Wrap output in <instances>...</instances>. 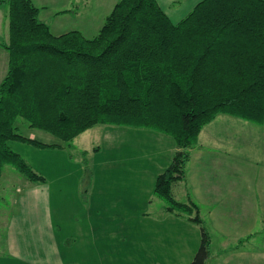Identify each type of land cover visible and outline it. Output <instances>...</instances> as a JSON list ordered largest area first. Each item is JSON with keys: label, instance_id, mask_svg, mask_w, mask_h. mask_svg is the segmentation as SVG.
<instances>
[{"label": "trees", "instance_id": "16d2710c", "mask_svg": "<svg viewBox=\"0 0 264 264\" xmlns=\"http://www.w3.org/2000/svg\"><path fill=\"white\" fill-rule=\"evenodd\" d=\"M1 3L8 67L0 81V175L10 165L29 181L45 180L10 147V140L46 145L19 133L17 118L67 145L97 124L166 133L177 149L153 193L166 210L199 224L187 264H206L210 235L198 207L177 200L172 187L185 179L189 148L218 113L264 119V0H200L177 22L157 0H117L89 38L77 29L53 34L31 0Z\"/></svg>", "mask_w": 264, "mask_h": 264}, {"label": "crops", "instance_id": "0c3cea01", "mask_svg": "<svg viewBox=\"0 0 264 264\" xmlns=\"http://www.w3.org/2000/svg\"><path fill=\"white\" fill-rule=\"evenodd\" d=\"M31 1L38 7V19L47 24L53 34L72 30V28L64 29V27L66 22L74 19L75 12L63 5L64 0ZM199 1L157 0L172 22L180 20ZM5 7V4H0L1 41L8 39L4 19ZM7 67L8 51L0 45V81L5 76ZM92 130L98 131L97 136L105 138L107 143L117 142L122 152L126 150L128 138H143L140 147L132 150L142 157L138 159L135 155L132 161H125L123 165H117L118 167L113 164L98 163L102 148L96 144L92 146L95 142L88 145H82L79 142L78 147H74L75 157L81 158L87 155V159L83 158L86 169L88 168V173L85 169L84 179H82L83 165L77 170L79 182L76 188L80 195H77L76 201L83 208L81 217L89 224L87 236L91 237V242H86V246L96 252V263L94 260L90 263L76 261L73 257L64 259L62 253L64 247L60 243V237L57 236L59 231L51 220V193L46 178L41 182L19 179L10 165H4L0 175V193L6 192L10 185L16 184L17 191H22L18 196L19 200H25L27 203L25 208L12 215L10 220L9 218L0 220V264H141L142 260H146L147 253L143 254V251L148 243L137 242L138 240L131 244L126 242L114 244L116 251L114 254L110 252L113 248L109 247L110 245L107 246L110 251L98 253L101 248H98L94 242L95 235H99L100 230L104 233L105 228L99 227L95 230L90 224V219L97 217L102 219L101 223L105 224V219L109 218L120 216L124 218L130 215L135 218L148 214L145 207L150 205L154 198L150 195L151 185H154L157 174L170 163L177 147L172 137L162 132L145 127L118 124L94 125L80 133L84 135V138L80 140H84L86 132ZM79 135L74 139L81 138ZM150 142L158 147L153 146L152 149H148L147 143ZM189 152L185 179L175 183L172 192L179 201L197 202L200 209L205 210V217L210 219L212 231L221 244L218 243L217 251L211 259H207L206 264H212L218 259L222 260L228 255H231L229 259H232L246 250H251L252 247L256 248L258 245L251 240L258 231L248 236L247 240L236 242L234 239L241 223L243 227L249 228L251 222L244 220L247 213L252 214L253 211V216L260 222L264 218V119L261 123L255 124L232 115L218 113L202 126L197 141L189 148ZM144 168L150 174V182L147 190L143 189L140 192L135 184H140L141 179L143 182V176L140 177V175ZM127 171L139 178L135 180L125 178L123 174ZM18 185H21V188ZM130 185H135L136 193L126 192L124 186ZM182 196L183 199H178ZM35 203L38 204L35 205ZM74 214L78 216L75 211ZM159 214L184 216L168 211L164 207V211L154 212L156 221L161 217ZM185 218L191 221L188 216ZM220 226L227 233L219 229ZM260 231L264 232V229ZM248 233L247 231L244 235ZM118 234L123 237V234ZM124 240H126L125 237ZM211 243L212 236L210 248ZM150 246L156 249L158 245ZM153 253L149 251L148 255ZM154 256L157 258L156 253ZM231 262L234 264L236 261ZM262 263L263 261H256L251 264Z\"/></svg>", "mask_w": 264, "mask_h": 264}, {"label": "rangeland", "instance_id": "374dc122", "mask_svg": "<svg viewBox=\"0 0 264 264\" xmlns=\"http://www.w3.org/2000/svg\"><path fill=\"white\" fill-rule=\"evenodd\" d=\"M116 1L117 0H64L63 5L69 10L75 12L73 15L74 19L66 22L64 29H66V27L77 29L88 38L94 36ZM1 40L2 36L0 35V42ZM16 125H18L17 131L22 135L34 138L46 144L45 146H38L23 140L9 141L10 147L17 151L36 172L43 175L49 184L51 193V220L59 231L57 236L60 237V243H62L64 247L62 252L64 259L66 260L73 257L76 261H88V263H90L91 260H94L96 263V252L86 246V242H91V237L87 236V228L89 224L86 219L81 217L80 214L83 211V208L76 201L77 195H80L76 188V185L79 182V179L77 178V170L79 166L82 167L83 165L82 179H84L86 176V166L83 162V158L85 157L87 159V155L84 157L81 156V158L75 157L74 154L76 151L74 150V147L77 148L79 142L82 145H88L91 144V142H95L92 146L96 144L102 148V151L98 156V163L102 165L104 163L113 164L118 167L125 161H132V159H134L136 154L132 150L136 147H140L143 138H128L126 140V150L122 152L119 150L117 142H114L113 144L107 143L105 138L97 136L98 131L95 130H92L91 132L87 131L84 140H80L84 138L82 133L79 135L81 138L74 139V141L72 140L74 144L71 142V144L67 145L59 138L42 129L30 127L28 122H25L21 118H17ZM195 143L196 142L193 144ZM147 146L148 149H152L153 146L155 148L158 147L152 142L147 143ZM136 157L140 159L142 155L138 154ZM89 159V164L91 165L92 158L90 157ZM89 164L88 166H90ZM10 167L15 173H17L19 179L25 178L22 174L17 172L15 168L12 166ZM137 173H139V171ZM123 175L125 178L133 180L139 178L133 176V174L128 171L127 173L124 172ZM142 176L143 182L141 179L140 184H135L136 186L134 185L140 192H142L143 189L147 190L150 182V174L147 169L144 168L140 177ZM134 186H124V188L127 193H136L137 191ZM151 186L150 195H153L154 198L152 199L151 204L147 205L148 207H145L149 212L148 214L135 218L131 215L124 218L121 216L109 218L105 219V224L101 223L102 219H97V217L90 219V224L95 230L99 227L105 228L104 233L100 230L98 232L99 235H95L94 242L98 245V248H101L98 250V253H106L107 251H110L107 248V246L110 245L109 247H113L110 252L114 254L116 253L114 250V244L123 242L131 244L138 240L137 242L148 243V245L144 246L146 249L143 251V254L147 253V256H145L146 260H142L141 264H187L192 259L199 244V224L187 220L185 217L188 216V214H183V217H178L174 214H159L161 217L156 221L154 218L156 216L154 215V212L164 211L165 202L160 197L153 194V185ZM18 187L21 188V185H18ZM16 188V184L14 186L10 185L8 190L6 189V192H3L2 194L0 193V220L7 218L10 220L12 215H15L18 211L25 208L27 202L25 200L21 201L22 199L19 200L18 196L22 191H17ZM183 198L184 197L182 196L178 199ZM192 202L198 207V217L202 219L207 231L209 228L208 233H210V238L212 236L209 257V259H211V256L217 251L216 246H218V243H221L217 240L216 234L212 231L210 219L205 217V210L200 209L197 202ZM36 204L38 203H35V205ZM74 211L78 216L74 214ZM253 213V211L252 214L249 212L246 214L245 219L243 218L245 221L251 222V224L249 228L248 226L246 228L243 227L244 225L241 223L234 241L241 242L244 239L247 240L246 238L248 236L254 235L258 231L254 235V239L251 240L252 243L257 244L258 246L256 248L252 247L251 250H246L243 254H235L236 256L232 259H229L231 258V255L225 256L222 260L218 259L212 264H232L231 261L234 260L236 261L234 264H249V262L251 264L256 261H263L262 264H264V232L260 231L264 229V218L260 222L258 218L253 216ZM193 214L194 213H192L190 217H192ZM90 220L88 221L90 222ZM218 228L227 233L221 226ZM247 231L249 233L244 235ZM118 233L123 234V237H120ZM124 237L126 240H124ZM152 244L156 246L158 245L156 249L151 248L150 245ZM103 246L105 248H103ZM149 251L156 253L157 258H155L154 253L148 255ZM110 256L113 255L110 254Z\"/></svg>", "mask_w": 264, "mask_h": 264}]
</instances>
